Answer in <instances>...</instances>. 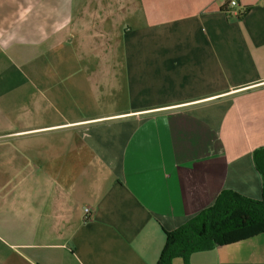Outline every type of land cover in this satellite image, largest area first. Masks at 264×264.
Listing matches in <instances>:
<instances>
[{"label": "crops", "instance_id": "obj_1", "mask_svg": "<svg viewBox=\"0 0 264 264\" xmlns=\"http://www.w3.org/2000/svg\"><path fill=\"white\" fill-rule=\"evenodd\" d=\"M237 1L0 0V264H156L222 190L261 198L264 0ZM171 264H264V232Z\"/></svg>", "mask_w": 264, "mask_h": 264}, {"label": "trees", "instance_id": "obj_2", "mask_svg": "<svg viewBox=\"0 0 264 264\" xmlns=\"http://www.w3.org/2000/svg\"><path fill=\"white\" fill-rule=\"evenodd\" d=\"M253 161L262 177L261 198L251 199L222 190L210 206L166 232L156 264H171L175 257L185 259L192 252L264 232V146L253 151Z\"/></svg>", "mask_w": 264, "mask_h": 264}, {"label": "built area", "instance_id": "obj_3", "mask_svg": "<svg viewBox=\"0 0 264 264\" xmlns=\"http://www.w3.org/2000/svg\"><path fill=\"white\" fill-rule=\"evenodd\" d=\"M226 13L231 17H240L243 11L239 9V3L237 0H228ZM85 217L90 214V209L88 207L84 208Z\"/></svg>", "mask_w": 264, "mask_h": 264}]
</instances>
